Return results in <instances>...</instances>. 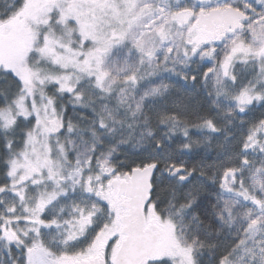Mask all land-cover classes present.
<instances>
[{"label":"snow or ice","instance_id":"snow-or-ice-1","mask_svg":"<svg viewBox=\"0 0 264 264\" xmlns=\"http://www.w3.org/2000/svg\"><path fill=\"white\" fill-rule=\"evenodd\" d=\"M31 6L10 0L0 10V22L20 18L30 33L21 55L0 58L11 88L0 89V261L116 264L128 186L145 177L143 208L155 210L157 173H167L177 179L175 217L194 234L178 239L175 219L148 217L171 245L146 264H264V0H40L35 16ZM164 74L199 80L216 114L190 121L159 110L153 127L149 101L175 87ZM69 105L95 118L72 119ZM161 126L186 142L170 148ZM128 145L146 159L121 174L114 158ZM181 149L204 156L185 167L172 159Z\"/></svg>","mask_w":264,"mask_h":264},{"label":"rangeland","instance_id":"rangeland-1","mask_svg":"<svg viewBox=\"0 0 264 264\" xmlns=\"http://www.w3.org/2000/svg\"><path fill=\"white\" fill-rule=\"evenodd\" d=\"M8 3H10V0H0V10L7 9ZM39 3H40V0H30V4L32 5L31 8L28 10L30 15L35 16V15L39 14V7H38ZM32 27L35 28V25H32ZM29 39H30V33H29L28 26H27V22L25 20H21L20 18H16L12 21L0 22V58L6 59V57L7 58L18 57L26 49L28 42H29ZM8 42H11V43L9 44ZM189 71L193 72V74H197L198 70L189 69ZM162 78L173 83L175 85V87L165 97L160 98V99H156L154 101H149V103L153 105V107L150 111L152 114H155L159 110H166L168 112H176V113H179V111H180V114L183 115L187 109L186 108L187 106H194V110H196V109L200 110V109H203L207 104L210 103L209 102L210 99L207 98V93H206V90L203 88V86L201 85L199 90H197V85L200 83L199 80L197 82L188 83V82L181 80L179 77L175 76L174 74H164V76ZM157 79H159V78H157ZM156 82H157L156 80L151 81V83H156ZM147 86H148V83L146 82L142 87H147ZM12 87H14V85ZM0 89L11 91V88H9L8 81L0 80ZM202 98H205V100ZM200 99H202V100H200ZM199 101L203 103V105H201L200 107L198 106ZM204 101L207 102L206 105H205ZM169 104L172 106V108L174 110L172 108L171 109L169 108ZM69 107L74 108L71 105H69ZM82 111L89 114L91 117L95 118L94 114L91 113L90 110L83 109ZM260 112H261V109L257 108L254 113H250L249 115L251 117L255 118V117H258L260 115ZM226 120H227V118L220 119V121H221L220 124L225 125ZM2 123L3 122L0 121V124H2ZM160 129H161V131L164 130L167 132V128L165 126H161ZM233 130L234 129H232L231 131H233ZM0 136H3V135L0 134ZM15 136H16V134L14 133L13 136L9 137V138H14ZM164 142L170 148H172V147L175 148L176 145H178L182 142H186V138H184L182 135H177L174 139H171V140L166 138V141H164ZM124 151H127L129 153H142V154L144 153L145 154L146 150L137 151L129 145L128 146H122L120 151L118 152V154L114 158V163H116L115 160H116L117 156L124 153ZM197 153L204 154L203 149L196 150V151L181 149V150L176 151L173 156H175L176 154H178L180 156L181 155L182 156L183 155L189 156V155H194ZM209 157H211V156H209ZM143 158L144 159H143L142 163L145 161L146 156L144 155ZM116 165H117V163H116ZM136 167H138V166H136ZM165 174H163V176H165ZM163 176H161L160 173H157V179L159 177V179L161 180V178ZM190 180L191 179H189V181ZM173 181H174V184L176 185L177 179L174 178ZM151 211H153V209H151ZM156 213L158 215V212H156ZM173 214L175 215V211L173 212ZM123 215H124V213L122 212V216ZM114 219H115V217L113 216V220ZM174 219L176 220L178 229H182L179 231V235H177V238L178 239H184L185 236L190 238L192 236L191 231L193 229V226L191 228H183L182 222H180L179 219L176 217H174ZM169 220H172V218H170V217L161 218L159 223L165 224ZM157 229H158V231H156V232L157 233L159 232V233L157 234L156 248L152 252V255H149L148 257L145 258V261L143 262V264H146V262L150 258H152L156 255L164 254L163 250L170 247V245H171V237L169 236L167 230L159 229V228H157ZM114 230L116 232V235H118L119 231L121 230V224H119ZM112 231L113 230L111 229V221H110V228L105 229L104 233L101 236V239L104 240L101 243L102 248L104 247V243L108 240V237L110 235H112ZM225 232H227V229H225ZM61 238L62 237H57V239H61ZM228 239H233V237H229ZM3 240H4V244L6 245L7 240L6 239H3ZM4 249H5V246H4ZM5 254H6V252H5ZM15 254L17 256H19L20 255L19 250H17ZM115 255H116V253H115ZM7 264H11V261H7Z\"/></svg>","mask_w":264,"mask_h":264},{"label":"trees","instance_id":"trees-1","mask_svg":"<svg viewBox=\"0 0 264 264\" xmlns=\"http://www.w3.org/2000/svg\"><path fill=\"white\" fill-rule=\"evenodd\" d=\"M4 57V56H3ZM6 59H9L6 57ZM205 100V98H202ZM200 99V100H202ZM200 102V101H199ZM205 105H206V101ZM210 102V101H209ZM210 104V103H209ZM207 104L203 109H196L194 110V106H187L186 111L183 115L179 114L181 117H184L190 121H196L200 118V116L204 115L205 112L207 111L208 115H215L216 114V110L213 109H208V105ZM169 108L171 109L172 106L169 104ZM173 109V108H172ZM83 109L80 108H72L69 107L68 108V112H67V116L71 117L72 119H80V114L83 113L84 115H88L89 114L85 113L82 111ZM174 110V109H173ZM180 110V109H179ZM176 113V112H174ZM149 115L152 116L153 119V127H155V114H152L151 112H149ZM86 122V121H85ZM219 123H221V121H218ZM233 128L232 127H228L227 131L231 132ZM163 131V132H162ZM159 129V131L156 133L157 137L163 139L164 141H166V136H164V133H166V131ZM192 134L196 135V136H202V135H214V136H218L219 134H211V133H207L206 130L205 131H200V130H192ZM177 136V135H176ZM176 136H173L172 139H174ZM4 143V138L3 136H0V145H3ZM213 143H215V141H213ZM131 146V145H129ZM174 148V147H172ZM144 153H129L127 151H124V153L120 154L119 156H117L116 158V163H117V168L119 170V172L121 174H126L129 172V170L133 167L136 166H140L142 164L143 161V157H144ZM204 156V154L201 153H197L194 155H178L176 154L175 156L172 157V159L176 162V163H182L185 165V167H191L195 164H199L202 160V157ZM207 162H211V157H208V161ZM174 178L175 177H170L167 173L165 174V176H163L161 178V180L158 179L156 180L155 183V193H154V203L158 204L159 207L156 209L159 214H163L162 218H172L174 219L175 215L173 214V212L175 211V208H173L171 206L170 200H172V194H171V189L173 187H176L177 184H174ZM191 180L186 182V183H197L200 182L201 178L194 176L193 178H190ZM181 187H183V185H181ZM210 192H215L217 191L216 186L209 184L208 185ZM209 199H211V201L214 203L215 202V197L214 196H210L208 197ZM192 235L194 234V226L192 229ZM179 235V232H178ZM221 240L224 239V237L220 238ZM4 240L0 239V252H3L4 250ZM5 254V253H4ZM205 261L208 260L207 254H205V257L203 258ZM0 264H5L4 261H0ZM7 264V262H6Z\"/></svg>","mask_w":264,"mask_h":264},{"label":"flooded vegetation","instance_id":"flooded-vegetation-1","mask_svg":"<svg viewBox=\"0 0 264 264\" xmlns=\"http://www.w3.org/2000/svg\"><path fill=\"white\" fill-rule=\"evenodd\" d=\"M8 43L10 44L11 42ZM147 198L148 184L144 181V177L140 176L128 186L126 194L122 200V212L124 215L122 216L123 219L120 223L121 230L119 231L117 238H120L122 232L124 239L121 240L116 255L113 257L116 264H120L121 259H119V256L122 254L125 247L127 249H136L140 254H147L146 257L152 255V252L156 248L157 234L159 233L156 231H158V229L153 225H149L146 221L150 216L153 217L154 220L155 215H157V210L155 209L151 211V209H148L147 211H144L143 206L147 201ZM103 241L104 240L101 239L98 245L100 251L103 250L101 247ZM145 258L140 264H143Z\"/></svg>","mask_w":264,"mask_h":264},{"label":"water","instance_id":"water-1","mask_svg":"<svg viewBox=\"0 0 264 264\" xmlns=\"http://www.w3.org/2000/svg\"><path fill=\"white\" fill-rule=\"evenodd\" d=\"M138 177L140 176H137L136 179ZM144 181L147 182V179L145 177H144ZM146 256L147 254H140L136 249L134 250L133 248L127 249L125 247L122 251V254L119 256V259H121L120 264H140Z\"/></svg>","mask_w":264,"mask_h":264}]
</instances>
